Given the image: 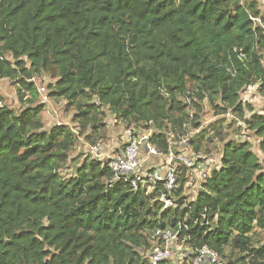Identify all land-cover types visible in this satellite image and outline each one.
I'll return each instance as SVG.
<instances>
[{
  "label": "trees",
  "instance_id": "obj_1",
  "mask_svg": "<svg viewBox=\"0 0 264 264\" xmlns=\"http://www.w3.org/2000/svg\"><path fill=\"white\" fill-rule=\"evenodd\" d=\"M42 76L56 81L49 98L76 112L77 130L45 128ZM0 78L21 86L26 104L15 111L0 95V264H150L154 233L179 225L191 254L208 247L228 264H264L260 158L250 142L226 141L224 120L200 122L207 101L216 117L239 119L264 155V113L241 98L255 85L264 95L257 0H0ZM108 115L151 132L162 153L187 130L196 153L221 143L220 167L193 201L181 169L167 194L176 206L165 207L162 189L72 157L82 137L89 147L103 140Z\"/></svg>",
  "mask_w": 264,
  "mask_h": 264
},
{
  "label": "built area",
  "instance_id": "obj_2",
  "mask_svg": "<svg viewBox=\"0 0 264 264\" xmlns=\"http://www.w3.org/2000/svg\"><path fill=\"white\" fill-rule=\"evenodd\" d=\"M196 93L198 90L192 95L195 96ZM192 97L185 99L190 107L189 112L193 106ZM192 135L187 130L175 138L171 136L167 151L162 153L151 144V132L128 128L123 135L124 142L112 156L108 155L111 146L103 140L90 146L89 154L106 162L117 180L129 181L134 188L149 185L162 189L161 201L165 207H175L176 200L167 197V194H173L179 187L181 169L187 170V185L189 177L199 174V183L196 185L201 189L212 172L220 167L221 157L218 160L215 156L192 150ZM182 229V225H179L177 229H159L154 233L152 248L147 253L150 264H228L208 247H203L194 254L184 249L178 243ZM176 245L180 249L179 254H175Z\"/></svg>",
  "mask_w": 264,
  "mask_h": 264
},
{
  "label": "rangeland",
  "instance_id": "obj_3",
  "mask_svg": "<svg viewBox=\"0 0 264 264\" xmlns=\"http://www.w3.org/2000/svg\"><path fill=\"white\" fill-rule=\"evenodd\" d=\"M260 5L262 12L264 13V0H257ZM38 90H39V104L45 105V110L42 115L43 122L45 124V128L49 129L54 125L60 124H68L72 128L77 130V126L74 123V116L76 112L74 110L68 111L65 101L63 100H54L49 98L50 86L55 84V80L51 79L48 76H42L40 78H36L34 80ZM21 86L15 84L8 79L0 78V95L4 98V104L14 109L15 111H19L22 108H26V104L21 103L19 101L18 93ZM242 101L244 104H251L256 113H264V95L260 92V85H255L253 87L248 88L245 92L242 93ZM31 97L27 95L25 100H30ZM204 113L200 116V122L203 127H209L211 124H215L219 120L223 121V127L225 128L224 134L225 139L227 140H235L238 139L240 141H248L251 143L253 151L259 156L260 161L264 167V155L259 150V140L254 136V134L248 131L245 125L237 118L233 117L231 114H228L225 117L219 118L216 117L214 111L211 109L210 104L205 101L204 102ZM251 114L247 113V117L249 118ZM106 128L102 134L103 141L111 147L116 146L120 147L124 142L123 135L125 131L128 129V124L122 122L121 120H117L114 116L108 115L106 119ZM142 131V130H137ZM193 133V131H191ZM90 134V132H88ZM195 133H193L194 135ZM215 156L218 160L221 157L218 154V151L223 147L221 143H217L216 145ZM207 154V153H206ZM83 155L90 156L89 154V144L82 137L78 143L75 153H73L72 157L76 158ZM208 155V154H207ZM81 156V158H83ZM199 174L193 175L189 177L188 185L186 184L187 192L186 195L189 197L190 201L196 199L199 193ZM198 179V180H197ZM264 238V234L262 236ZM261 238V239H262ZM175 254L180 253V249H178V245L175 247Z\"/></svg>",
  "mask_w": 264,
  "mask_h": 264
},
{
  "label": "crops",
  "instance_id": "obj_4",
  "mask_svg": "<svg viewBox=\"0 0 264 264\" xmlns=\"http://www.w3.org/2000/svg\"><path fill=\"white\" fill-rule=\"evenodd\" d=\"M111 146V144H110ZM119 149V148H118ZM117 151V147L116 146H113L111 147L109 150H108V155L109 156H112L115 152Z\"/></svg>",
  "mask_w": 264,
  "mask_h": 264
}]
</instances>
